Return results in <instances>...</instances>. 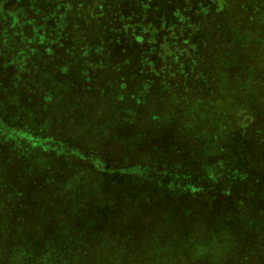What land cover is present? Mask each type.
Returning <instances> with one entry per match:
<instances>
[{"label": "trees", "instance_id": "trees-1", "mask_svg": "<svg viewBox=\"0 0 264 264\" xmlns=\"http://www.w3.org/2000/svg\"><path fill=\"white\" fill-rule=\"evenodd\" d=\"M69 1L0 0V29L4 31L6 24L2 11L11 12L10 24L14 20L10 14L29 22L46 13L44 22L49 27L50 16ZM97 1L101 12L123 16L141 10L155 29L139 35V28H118L122 17L111 22L118 29L115 32L109 19L100 17L94 38L85 44L83 59H110L112 49L105 48V41L111 46L123 43L125 47L116 50L117 60L126 59L129 66L141 64L147 75L145 83L132 89L133 94L146 92L153 79L149 73L156 66L162 67L164 75L168 73L167 86L162 87L165 93L175 90L177 81L183 82L195 103L186 106V114H193L191 128L180 125L171 133L175 137L196 133L209 118L210 134L201 140L208 153L201 158L203 150L195 146L184 153L179 164L168 159H140L131 166L119 158L89 163V175L67 200L76 210L75 218L68 219L69 213L61 217L68 227L54 226L56 220L48 212L38 224L25 217L10 222L1 215V207L0 264H264V115L248 109L264 107L263 83L258 80L264 67L259 64L264 59V0ZM116 1L120 7L114 6ZM72 16L63 27L75 35L85 20ZM132 20L140 23L139 17ZM99 33L104 39L94 40ZM11 45L0 43V94L15 90L31 95L30 77L35 71L26 67L24 59L33 53L19 47L16 53L17 46ZM15 54L20 56L16 65L2 62ZM35 80L43 83L41 91L47 88L39 75ZM34 85L38 91L39 84ZM47 93L52 92L42 94L46 97ZM117 94L125 97L124 88L119 87ZM152 98L140 105L144 108ZM209 98L226 103L225 109L216 111V116L209 112V103L204 102ZM196 105H201L202 112L194 116L197 108L190 107ZM183 107L174 111L179 116L174 121L181 123ZM235 111L239 123L231 118ZM224 114L225 121L219 123ZM7 119L0 106V134L16 136L4 132L13 130ZM30 119L21 121L37 126ZM150 121L154 123L152 118ZM169 148L166 138L161 145L154 143L152 150L163 153ZM81 156L84 160V154ZM120 169L131 170L123 173ZM3 179L0 172V192ZM38 181L54 183L49 176ZM63 229L75 240L67 244L57 240ZM194 229H203L199 242ZM176 234L182 237L175 244Z\"/></svg>", "mask_w": 264, "mask_h": 264}, {"label": "rangeland", "instance_id": "rangeland-1", "mask_svg": "<svg viewBox=\"0 0 264 264\" xmlns=\"http://www.w3.org/2000/svg\"><path fill=\"white\" fill-rule=\"evenodd\" d=\"M119 2H114V6L120 7ZM99 5L100 2L97 0H70L61 4L59 11L50 16L52 22L49 23V27L44 22L46 13L40 14L38 19H34L36 21L31 19L29 22H23V18L16 19L15 14H10L14 18L10 24L8 16L11 12H1L6 23L5 30L0 29V36L3 34V38L0 37L1 45L15 44L16 53L18 47L26 52H32L33 56L25 58L24 61L28 63L26 67L35 71L30 77L34 90L31 95L15 90L0 94L4 118L9 117L5 122L13 128L12 133L8 130L4 132L16 135L0 134V172L5 178L2 180L5 185L0 192V208L2 207L1 215H6L10 222L13 219L15 222L21 221V217H25L26 221L29 218L31 222L38 224L46 219L48 212L51 218L56 220L54 226L68 227V221L63 224L64 219L61 217L69 213L68 219L75 218L76 210L67 200L89 175L91 171L89 163H96L99 160L112 162L119 158L129 161L131 166L136 165L133 163L140 159L146 161L168 159L179 164L185 159L184 153L195 146L203 150L201 158H206L208 150L201 140L210 134L209 118L204 123L196 117L202 126L198 127L196 133L191 131L176 137L171 133L180 125L191 128L189 121L193 114L189 111L186 114V106L195 103L191 101L192 94L188 87L183 86V82L177 81L174 84L175 90L165 93L162 87L167 86L164 79L168 73L164 75L162 67L156 66L154 73H149L153 79L146 92L136 91V94H133L132 89L145 83L143 79L147 78V75L143 65L129 66L126 59L117 60L116 50L118 47L124 48L123 43L111 46L110 41H105V48L112 49L110 59L105 57L103 59L96 57L90 61L83 59L85 44L94 38L95 30L100 27L98 25L100 17L109 19L108 24L123 17L122 25H117L118 28L128 26L139 28L141 31L139 35H145L146 31L155 29L148 16L141 10L139 12L132 10L129 12L134 14L126 13L122 16L114 12H101L96 8ZM66 15L68 18L65 20ZM71 15L72 18L81 16L85 20L75 35L63 27ZM138 17L140 23H132V19ZM114 24H111L113 26L111 29H116V32L118 29ZM158 28L162 30L163 26ZM69 29L72 30L71 27ZM103 39L104 36L99 33L94 40ZM97 50L99 51V48ZM19 57L15 54L13 59L2 62L16 65ZM259 64L263 65L264 59H261ZM38 75L47 85L42 91L43 83L35 80ZM258 80L263 83L261 88L264 91V67H261L258 73ZM34 84H39L38 91ZM119 87L124 88L125 97L117 94ZM48 90L52 93H47L44 97L42 93ZM144 96L153 98L143 108L140 104L145 99ZM39 99L43 100V103ZM204 102L206 105L209 103L208 110L215 116L216 111H223L226 107V103L217 99L209 98ZM182 106L184 113L181 114L183 118L179 123L174 121L179 117L174 111ZM200 107L201 105L190 107L197 108L194 110V116L202 112ZM248 109L254 115L259 113L264 115V107ZM236 115L235 111L231 118L236 119ZM222 117L219 123L223 124L225 114ZM22 118H31L30 120L37 126L31 127L29 122H22ZM151 118L154 123L150 121ZM260 119L263 120V117ZM236 120L238 123L241 122L239 119ZM159 125L160 129L157 130ZM114 127L116 128L113 129ZM146 130L149 132L146 133ZM24 134H27L28 140L20 139ZM263 135L262 131V137ZM166 138H169V150L163 153L152 150L154 143L161 145ZM81 154H84V160ZM120 170L126 173L131 169ZM132 170L137 172L136 169ZM143 171L141 169L139 172ZM30 174L33 176L30 177ZM43 176L52 177L54 183L51 185L39 183L38 179H42ZM92 180L93 177L91 183ZM194 230L196 239L203 237V229ZM56 237L63 244L75 240L71 239L69 232L64 229ZM178 237L182 236L174 235L175 244Z\"/></svg>", "mask_w": 264, "mask_h": 264}]
</instances>
